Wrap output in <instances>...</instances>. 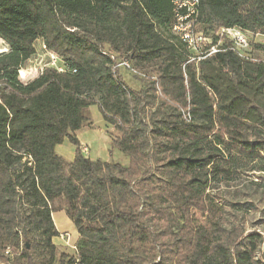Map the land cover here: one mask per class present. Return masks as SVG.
Wrapping results in <instances>:
<instances>
[{
    "label": "trees",
    "instance_id": "1",
    "mask_svg": "<svg viewBox=\"0 0 264 264\" xmlns=\"http://www.w3.org/2000/svg\"><path fill=\"white\" fill-rule=\"evenodd\" d=\"M174 22L169 0H0V264H35L36 251L53 264L60 210L79 240L58 264H264L262 237L224 228L207 193L238 162L264 160V59L223 42L226 52L191 61ZM200 23L237 27L264 54L253 42L264 37V0H200ZM39 41L65 69L46 66L25 84ZM116 60L145 88H130ZM98 102L128 166L83 154L76 133ZM65 141L72 162L56 152Z\"/></svg>",
    "mask_w": 264,
    "mask_h": 264
},
{
    "label": "rangeland",
    "instance_id": "2",
    "mask_svg": "<svg viewBox=\"0 0 264 264\" xmlns=\"http://www.w3.org/2000/svg\"><path fill=\"white\" fill-rule=\"evenodd\" d=\"M250 41H252L251 37ZM253 42L264 44V37L255 36ZM43 45L41 41L36 44L37 53L25 64L23 71L27 77L26 79H22L20 76L23 83L36 79L41 73L39 69L50 65V57L48 52L42 49ZM0 49L2 52L8 51L7 45L1 39ZM246 54L247 60L255 58L264 59V54L259 51L256 52L251 45ZM122 73L130 88L137 90L145 88L146 82L141 74L134 75L128 71H122ZM96 98L98 99L99 97L96 96ZM261 103L264 106V97L261 98ZM84 114L88 121L85 127L80 130L79 137L83 141L82 145H87L83 147L85 157L92 160L117 162L123 166H128L129 157L119 149L112 147L111 135L120 136V133L112 125L104 121L100 111V103L98 102L97 105L86 108ZM58 151L66 160L71 161L74 159L76 148L70 142L65 141L58 147ZM150 165V162L143 163L141 170L147 171ZM21 168L22 165H18L16 170H20ZM154 175L158 178L160 177L158 167H155ZM208 186L207 193L210 199L220 207L221 215L219 222L224 228L232 229L233 227H240L245 232V235L258 234L262 237L263 242L256 253V259L264 262V160L255 162L240 161L233 168L231 177L219 181L210 180ZM55 216L57 217L56 214ZM197 221L199 224L205 226H209L212 223V219H208L206 216L202 217L201 215H197ZM70 238V245H75L77 248L78 240H73L72 236ZM39 239V233L31 237V241ZM64 243V240H60L58 245H56L57 255L53 264H58L60 253H75L73 248L70 249ZM42 253L44 256V252ZM32 255L34 263L41 264L43 256L41 257L39 251L33 252ZM13 258H10L12 261L9 260L8 263L1 264H25V262L20 260L17 262ZM144 264H147V261Z\"/></svg>",
    "mask_w": 264,
    "mask_h": 264
},
{
    "label": "built area",
    "instance_id": "3",
    "mask_svg": "<svg viewBox=\"0 0 264 264\" xmlns=\"http://www.w3.org/2000/svg\"><path fill=\"white\" fill-rule=\"evenodd\" d=\"M169 2L173 7L175 16L173 33L181 41H185L188 50L193 54L191 61H201L219 52H226L227 48H223V42L229 43L228 49L235 52L239 58L248 59L246 52L251 41L246 32L237 27H223L208 33L200 23V0H169ZM42 49L47 51L46 46ZM47 52L50 57V65L48 66L55 67L61 72L64 71L65 68L59 64V58L53 53ZM112 58L115 60L116 57L112 56ZM113 69L127 70L134 75L140 74L133 70L126 60H116ZM43 70L44 68L39 69V72ZM61 239L64 240L66 246L76 250L75 245H70V235H62Z\"/></svg>",
    "mask_w": 264,
    "mask_h": 264
},
{
    "label": "crops",
    "instance_id": "4",
    "mask_svg": "<svg viewBox=\"0 0 264 264\" xmlns=\"http://www.w3.org/2000/svg\"><path fill=\"white\" fill-rule=\"evenodd\" d=\"M34 80V79H33ZM32 80V81H33ZM31 82V81H29ZM26 84V83H25ZM79 132L78 131L76 134H77V137L79 139V141L81 142V144H83V141L81 140V138L79 137ZM60 146V145H59ZM56 148V152L58 155L62 156V154L58 151V147ZM84 146H87V145H83ZM63 157V156H62ZM92 160V159H91ZM68 161V160H67ZM73 160L69 161V162H72ZM55 214L57 215V217L55 216ZM53 221H54V224L56 226V229L58 230V232L60 233V236L55 238L54 239V244L55 245H58L59 241L62 240L61 239V236L62 235H70L72 236V239L77 241L79 240V234L73 224V222L68 218L65 210H60V211H57V212H54L53 213ZM57 240V241H55ZM59 240V241H58ZM65 244V243H64ZM66 245V244H65ZM71 249V247H70Z\"/></svg>",
    "mask_w": 264,
    "mask_h": 264
},
{
    "label": "bare ground",
    "instance_id": "5",
    "mask_svg": "<svg viewBox=\"0 0 264 264\" xmlns=\"http://www.w3.org/2000/svg\"><path fill=\"white\" fill-rule=\"evenodd\" d=\"M182 43L185 44V41H182ZM43 48H45V45H43ZM2 52V50L0 49V53Z\"/></svg>",
    "mask_w": 264,
    "mask_h": 264
}]
</instances>
